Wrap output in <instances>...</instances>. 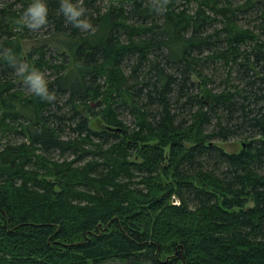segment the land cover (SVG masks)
Wrapping results in <instances>:
<instances>
[{"label": "trees", "instance_id": "obj_1", "mask_svg": "<svg viewBox=\"0 0 264 264\" xmlns=\"http://www.w3.org/2000/svg\"><path fill=\"white\" fill-rule=\"evenodd\" d=\"M0 264H264V0H0Z\"/></svg>", "mask_w": 264, "mask_h": 264}, {"label": "rangeland", "instance_id": "obj_2", "mask_svg": "<svg viewBox=\"0 0 264 264\" xmlns=\"http://www.w3.org/2000/svg\"><path fill=\"white\" fill-rule=\"evenodd\" d=\"M94 119L90 118V127L95 129ZM220 147H222L226 152H233L240 149V145L235 143L234 141L228 143H218ZM248 206H252V202H249Z\"/></svg>", "mask_w": 264, "mask_h": 264}, {"label": "clouds", "instance_id": "obj_3", "mask_svg": "<svg viewBox=\"0 0 264 264\" xmlns=\"http://www.w3.org/2000/svg\"><path fill=\"white\" fill-rule=\"evenodd\" d=\"M34 14L38 15L39 13L38 12H35Z\"/></svg>", "mask_w": 264, "mask_h": 264}, {"label": "water", "instance_id": "obj_4", "mask_svg": "<svg viewBox=\"0 0 264 264\" xmlns=\"http://www.w3.org/2000/svg\"><path fill=\"white\" fill-rule=\"evenodd\" d=\"M108 129H111V128H108Z\"/></svg>", "mask_w": 264, "mask_h": 264}]
</instances>
